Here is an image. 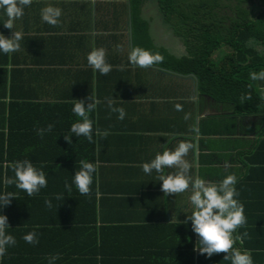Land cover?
<instances>
[{
    "label": "crops",
    "instance_id": "0c3cea01",
    "mask_svg": "<svg viewBox=\"0 0 264 264\" xmlns=\"http://www.w3.org/2000/svg\"><path fill=\"white\" fill-rule=\"evenodd\" d=\"M49 5L62 9L59 26L41 19V9ZM150 13L145 5L143 18L151 36L156 33L161 40V33L167 34L163 48L152 37L154 45L170 54L171 47L182 46L187 55L182 38L174 42L168 37L169 28L175 31L163 14L158 16L163 27L158 24L155 30ZM5 19L0 11V33L12 38L19 31L23 39L19 51L0 52V194L7 187L5 172L10 173L5 164L17 160L43 165L48 184L36 195L25 197L24 192L21 203L16 196L0 209L8 217V234L16 239L0 264H49L47 258L56 253L60 258L55 264H231L224 253L208 258L194 251L198 237L191 221L184 222L193 211L191 193L165 196L158 174L143 172L141 165L162 152L163 145L174 148L181 140L197 145L186 157L193 178L218 182L237 176L236 199L244 205L247 224L236 234L248 236L235 247L250 251L254 264H264L263 113H240L235 103L202 93L195 74L182 77L130 64L131 0H33L14 28H5ZM98 47L107 50L113 66L106 76L87 62L88 53ZM232 52L227 48L224 56ZM254 85L264 96V80ZM91 93L101 101L90 114L94 131L109 135L94 134V143L73 135L68 143L64 137L80 119L72 112L75 100L93 102L86 99ZM107 98L125 109L123 120L109 110ZM177 103L182 111L175 109ZM186 113L191 114L188 120ZM48 124L54 127L41 138L35 129ZM81 160L99 162L91 195H80L73 184ZM65 181L72 184L70 194ZM55 187L64 199H55ZM33 230L36 245L23 239Z\"/></svg>",
    "mask_w": 264,
    "mask_h": 264
},
{
    "label": "clouds",
    "instance_id": "9594fccd",
    "mask_svg": "<svg viewBox=\"0 0 264 264\" xmlns=\"http://www.w3.org/2000/svg\"><path fill=\"white\" fill-rule=\"evenodd\" d=\"M33 0H0V11L6 19L3 22L5 28H14V21L24 15V8L30 7ZM62 9L54 6H46L41 9V19L43 22L56 27L60 24ZM23 35L15 31L12 38H8L0 33V52L10 54L19 51ZM130 64L140 68H148L159 65L164 62V56L159 53L145 49L143 47H134L128 56ZM88 65L94 72L101 75H108L113 66L107 61V50L103 47L93 48L87 55ZM124 70V66H119ZM250 79L253 81L264 80V70L260 72H251ZM251 88V85H249ZM86 100H75L72 112L80 119L74 122L70 128V134L65 135L68 143L72 142V136L85 137L89 143H94V134L97 138H106L109 135L107 130L101 131L96 128L94 131L93 121L90 114L94 112L101 101L93 93ZM251 92L241 94V103L251 100ZM107 106L113 113H118V119L123 120L126 111L123 107L116 106V101L107 98ZM177 111H182V105L175 104ZM190 113H186L185 120L190 118ZM53 124H48L46 128L37 127L35 130L41 138L47 132H51ZM197 145L191 141L181 140L175 144L174 148L163 145V151L157 152L154 159L150 162H144L141 167L145 174L151 175L153 171L158 174V179L162 182L161 191L165 196H175L185 192H190V203L193 211L187 215L184 221L186 224L191 221V227L198 237L194 251L200 255L211 258L213 255L224 253V260L231 264H254L251 252L241 250L235 247L237 241L243 243L247 232L242 235L236 234L237 230L247 224L245 208L236 197L239 195L236 189L238 178L235 174H229L220 181L201 178L190 175L192 164L186 159L190 151H196ZM11 167L14 177L9 178L5 172L4 185H15L16 188L27 193L28 196L38 194L41 189L46 188L48 184L46 173L43 171V165L37 168L30 160H17L11 165L5 164V168ZM99 162L80 161V168L75 171L73 184L81 195H91L94 174L98 172ZM165 169H176L174 172H165ZM65 188L70 194L72 184L65 181ZM13 198H16L13 192H4L0 194V209L11 204ZM55 199H64L63 194H57ZM45 205L49 209L53 207L49 198L45 199ZM38 227V226H37ZM10 228L8 217L0 214V258L6 255L8 246H14L16 239L8 234ZM26 243L36 245L39 243L38 233L33 230L23 236ZM59 253L49 256V264H55ZM99 259V257H98Z\"/></svg>",
    "mask_w": 264,
    "mask_h": 264
},
{
    "label": "trees",
    "instance_id": "16d2710c",
    "mask_svg": "<svg viewBox=\"0 0 264 264\" xmlns=\"http://www.w3.org/2000/svg\"><path fill=\"white\" fill-rule=\"evenodd\" d=\"M147 1L131 0L134 47L161 53L164 62L154 65L161 70L182 77L195 74L202 93L235 103L237 112L264 114V96L249 76L264 70V0H229L234 4L226 0H156L165 22L183 39L188 53L182 58L154 45L150 24L143 18ZM225 47L233 52L215 60ZM248 92L252 99L241 103V94ZM4 160L9 161L7 157ZM8 171V177H14L11 167ZM5 189L15 193V201L21 203L24 191L11 185ZM56 189L55 195L59 192ZM25 195L29 197L26 192Z\"/></svg>",
    "mask_w": 264,
    "mask_h": 264
},
{
    "label": "rangeland",
    "instance_id": "374dc122",
    "mask_svg": "<svg viewBox=\"0 0 264 264\" xmlns=\"http://www.w3.org/2000/svg\"><path fill=\"white\" fill-rule=\"evenodd\" d=\"M226 1L229 2L230 4H234L232 1H229V0H226ZM146 5H148V9L151 12L150 15H153L152 19L155 21V23L153 24V28L156 30L157 25L161 24V21H160L158 16L162 17V15H161L162 13H160L161 11L159 10L160 9L159 5H158L156 0H150ZM246 6H249V4H247ZM160 27L162 28L163 25L161 24ZM158 29H159V31H161L160 28H158ZM169 30H171V33H170L171 36L169 35L168 36L169 38L174 39L175 40L174 42H176V40L182 42V40L174 34V32L172 31L171 28H169ZM161 34H162L163 38L165 37L164 39L161 37V40H159V38L156 36V33L154 35H152V37L155 40V42L158 44V46L160 48H163L164 46L162 43L164 40H166L167 34L166 33L165 34L161 33ZM227 48L228 47H225V49H222L220 52H218V54L215 56L214 59L216 60L217 58L223 57L224 54L226 53ZM171 49H172L171 53L176 55L178 58L185 56L182 54V46H176V49L171 47Z\"/></svg>",
    "mask_w": 264,
    "mask_h": 264
}]
</instances>
